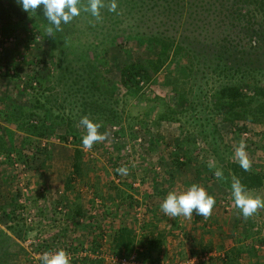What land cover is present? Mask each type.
Segmentation results:
<instances>
[{"label": "rangeland", "instance_id": "374dc122", "mask_svg": "<svg viewBox=\"0 0 264 264\" xmlns=\"http://www.w3.org/2000/svg\"><path fill=\"white\" fill-rule=\"evenodd\" d=\"M137 1L141 6L133 7L135 0H116L117 10L101 8L100 20L81 11L70 23L62 25V32L48 36V22L43 14L30 15L17 2L0 0V139L7 144L5 154H0V264H42L44 252L61 248L70 254L71 264H111L112 257L126 256L104 251L96 241L78 243L76 237L67 238L57 230L68 215L66 204L54 207V219L50 222L44 211L39 222L31 223L30 208L36 205L31 200L36 199L34 194L39 190L34 180H44L43 187L48 184L59 192L57 189L69 184L90 186L106 172L105 186L112 192L122 191L137 202L150 197L155 210L160 197L148 195L151 193L148 184L154 180L167 182L173 175L171 168L176 156L184 166L175 169L176 183L181 182L183 188L192 181L211 183L209 188L217 192L215 199L219 204L216 202L213 209L215 218L202 221L206 231L211 226L213 242L204 241V227V232L198 235L202 241L197 246L191 241L193 249L188 251L184 246L176 258L167 254L166 260L173 261H167L168 264H222L226 252L232 249L243 250L240 256L235 255L237 264H264V209L245 219L235 206L231 189L234 177L243 178L244 170L235 158V149L243 139L252 162L247 172L263 181L261 188L248 191L264 198V119L249 114L230 123L217 113L218 93L230 79L221 76L224 67L217 68L212 56L217 52L228 55L226 50L237 47L235 57H246L253 50L250 42L254 40L247 29L256 31L259 26L229 22L232 10L240 7L239 0H200V10L194 12L190 7L168 19L162 15L163 9L160 13V8L150 5L153 11L146 13L144 2ZM110 2L104 0L106 5ZM138 36L168 43V56L163 58L162 67L153 65L161 57L159 47L151 44L142 48L135 39ZM113 37L119 38L117 46L111 43ZM203 41L208 47H203L205 44L200 43ZM193 51L199 59L191 57ZM259 53L263 62L264 53ZM131 62L143 65L146 62L153 79L128 93L121 85L120 68ZM59 67L72 71L71 81L79 89L76 93L75 88L65 84L66 80L59 81ZM91 79H95L99 88L87 92L83 88ZM242 94L252 97L254 91L244 89ZM101 95L104 97L99 101L106 100L121 120L116 125L98 122L102 124L99 131L109 133L108 138L85 149L82 136L86 130L79 126V121L85 115L94 122L100 119L102 114L92 100ZM182 98L186 100L184 107ZM36 99L43 108H35ZM23 112L44 118L52 114L45 126L35 118L28 121L29 126L48 130L46 137L27 135L26 127L21 125ZM76 150L81 152V174L74 168ZM209 161L214 168H209ZM121 166H127V175L117 172ZM217 168L223 170L225 179L217 180L214 175ZM85 171L87 177L83 176ZM22 186L28 189L27 194ZM65 194L68 195V190ZM60 196L57 193L52 197ZM139 203L135 206L141 216L149 207L145 202L142 207ZM73 214L77 216L75 210ZM226 215L231 221L225 220ZM160 224L169 225L168 228L172 225L165 221ZM78 225V221L73 222L70 232ZM80 225L85 223L81 221ZM47 227L52 233H45ZM143 230L139 228L141 239L135 237L138 242L132 253L139 264L141 259H148L142 249ZM101 239L105 243V238ZM186 240L190 242L188 237Z\"/></svg>", "mask_w": 264, "mask_h": 264}, {"label": "trees", "instance_id": "16d2710c", "mask_svg": "<svg viewBox=\"0 0 264 264\" xmlns=\"http://www.w3.org/2000/svg\"><path fill=\"white\" fill-rule=\"evenodd\" d=\"M7 1L16 2V0H7ZM139 1L144 2V7L145 6L147 7V9L144 8L145 9L144 11H146V13L147 11L148 13L153 11V9L150 8V5H152V7L160 8L161 9L160 13L162 12L163 9L162 15L166 19L170 18L171 15L176 14L178 11L183 12L191 7V9H193V11L195 12L196 10H200L202 7V6L199 7V5L201 4L200 0H139ZM224 1H229V0H224ZM163 4L165 5L164 8H163ZM239 4L240 7L237 10L236 9L232 10V15L230 17L229 22L232 21V24H240V22L242 23L244 22L245 24H256V25L258 24L259 30L256 31L254 30L255 32L250 28L247 29V31L252 32L251 36L253 37L252 39H254L253 41H255V44H253V41L250 42V44H252L251 45V48L253 49L252 52L248 53L246 57L242 56L236 58L234 53L235 51H237V47H234L233 49L229 48L228 50H226V52L229 53L228 55H225L222 52H217L216 54L212 55L213 58L216 60V63H218L217 68H220L221 65H223L224 67V71L222 72L221 76L228 77L226 78V80L230 79L226 85L221 87V90L217 96L218 98L216 97L217 99L215 104V110L217 111V113L222 114L224 116V119L230 123H233L232 121L236 119H245V116L247 117L249 114L257 115L261 121L264 119V82L261 81L262 78L264 79V61L262 62L260 60L261 57L263 56L259 53V52L264 53V31H263L264 0H239ZM137 6H141V5H139L138 1L135 0L133 7H137ZM221 8H224V6H221ZM35 14L37 17H39V15L43 14V12L38 10V12ZM197 14L198 13H196V15ZM217 15L220 16L221 18V13L219 12L218 7H217ZM159 16L160 14L158 13L157 17ZM248 35L250 36L249 33ZM141 36H138L135 39L137 40V43L142 44L141 46L142 48L143 47L146 48L148 45L151 44L157 45L159 47L161 57L156 62H153V65L155 64V67H162L164 64L163 58L165 56H168V52H167L168 43H166L164 40L156 41L153 39V41H151L149 38L145 36L143 37ZM118 39L119 38L117 37L112 38L111 43L113 46H117L116 43ZM200 43H202L203 45L205 44L203 46L205 48L208 47L209 45V44L207 45L205 41ZM247 47L248 46H244V48ZM201 50L203 52L204 48H201ZM194 51L192 52V56L189 54L188 55L191 56L192 58L199 59V55L195 54ZM230 51H234V52H230ZM234 57L235 59H233ZM146 66H147L146 62L144 63V65L142 63L140 64V63L131 62L129 64H126L125 66L123 65L120 68L121 85L125 87L128 93L134 91L136 88H139L142 83L150 84L152 82L153 78L146 69ZM58 69H60L59 81L64 82L66 80L65 84H68L69 86H71V88H75V84L71 81L72 79L71 76L73 75L72 71H69L64 68L62 69V67H59ZM81 79L84 78L81 77ZM234 80H237L239 82L236 84H229ZM95 87L96 89H98L99 85L96 83L95 79H91L89 80V85L85 86L83 90L89 92L91 89H94ZM75 89H76L75 91L76 93L79 89L77 88ZM244 89H248L249 91H254L253 96L252 97L243 96L242 92L244 91ZM108 92L106 93L110 94ZM79 93H81V91ZM106 93L103 94L105 95ZM103 97L104 96L101 95L99 97L93 98L92 100L96 105V109L99 110V114H102L100 119L95 120V122L98 123L101 121L107 125L119 124L118 122L121 120L119 114H117L113 109L109 107V103L105 102L106 100L99 101V98H103ZM55 99H57V97H55ZM37 102L38 101L36 99V103ZM185 105H186V100L182 98L181 106L184 107ZM39 107L43 108L44 105H42L41 102H39L37 103V105H35V108H39ZM20 117L22 121L21 125L26 127L25 131L27 132V135L35 136V137L41 135L42 137H46V134H48L47 133L48 130L46 131L44 128L37 129V127L29 126L28 121L30 119L35 118L37 121H39L40 124L45 126V124H47L46 122L49 121L52 117L51 113L47 115V118L49 119L44 118L40 115H35L33 112L31 114H26L23 112ZM27 118L28 120H26ZM63 140H66V138H63ZM6 145L7 144H5L4 140L0 139L1 155L5 154L7 149ZM80 160H81V152L76 150L74 168L76 173L78 174L82 173L80 168L81 167ZM9 161L14 163V161H12L11 158ZM174 164L173 167L171 168V170H173L172 171L173 175L171 178L167 180V182L171 187L176 183L175 169L177 170L178 168L177 166H180L181 168L184 167L182 164H180L178 156H176ZM198 177H199V173H198ZM155 181L156 180H154V182ZM241 182L243 185L246 186L247 190L258 189L261 188L263 185V181L260 178V176L250 175L247 171H243V178ZM167 194L168 192L165 190H160L159 192V195L163 198H165ZM165 235L166 234H161L159 235V237L150 240L149 246L151 251L161 246L162 240L164 239ZM114 248L116 253H118L120 256H122V254L126 256H130L135 249V237L133 236L132 232L128 229L121 230L114 239ZM151 251H149L148 253H144V256H147L146 258H148L149 261H151L150 259V256L152 255ZM241 253H243L242 249L236 251L232 249L227 251L222 264H237V262L234 260L235 255L240 256Z\"/></svg>", "mask_w": 264, "mask_h": 264}, {"label": "crops", "instance_id": "0c3cea01", "mask_svg": "<svg viewBox=\"0 0 264 264\" xmlns=\"http://www.w3.org/2000/svg\"><path fill=\"white\" fill-rule=\"evenodd\" d=\"M105 173L102 174V177L100 178V180H98V182L96 181V183L90 184L91 187L89 185H86L85 183H83L82 187H80L79 184H69L68 186L64 184V186L66 185L67 188L61 187V189H57L58 191L61 190L59 192L55 191L56 189L51 188L48 184L43 187L42 185H44V180L40 182L39 179L35 178L34 181L37 183L36 186L39 190L37 194H34L36 195V199L32 197L31 201L34 200L36 205L42 204L41 206L45 208L46 213H48L47 215L51 217L47 218V220H49L48 222L54 219L52 218V216L54 215V207L60 205V203L66 204L65 206H67L66 210H68V215L61 221V226L60 228L58 227L57 230H60L63 235L67 236V238L74 239L76 237L78 243L86 241L84 245L89 244V242L91 241H96V243L99 244L98 247L100 246V249H106L104 251L109 250V252H116L114 248V239L121 230H130L133 236L138 237L140 240L141 236H138L139 228H144L142 233V237H144L142 243V249L145 251L144 253H148L149 251H151L149 246L150 240L159 237V235L161 234H166L164 239L162 240L161 246L151 251V261H149L148 259H141V264H168L167 261H171V259L166 260L168 258L167 254L172 258H176L178 257V254L182 253L184 246L188 251L190 249H193V246L195 245H192L191 241L196 243V246L198 241H202V238L200 239V237L198 236L199 233L201 234V232L203 231L202 228L205 227L206 231V226L202 224V221L205 223L206 221H212L214 212L207 219L200 218V215H197L194 212L193 218L191 220H188L182 216L180 219H178V217L173 218L168 216L167 218L161 210L160 205L164 198L159 195L160 190L169 192L172 190L179 191L181 188L186 189V187L183 188L184 186H182L181 182L177 181V183H175V185H173L172 187L166 181L150 182L148 184L149 188L151 189V193H149L148 195L154 193L160 197V202L156 205V209L154 210L152 209V203L149 196V199H139V203L137 202L136 198H133L132 196L126 194L123 195L122 191L116 190L118 191L117 193L115 191L112 192L110 190V187L107 188L105 186V184L107 183L106 181L104 182ZM87 174L88 171H85L83 176L87 177ZM63 179H65L64 182H66V178ZM193 183H198L205 187L210 195H213L214 197L218 196L216 194L217 192H211V188H209V186H212L211 183H206L203 180L198 182L192 181L187 186L189 187ZM61 185H63V183ZM94 188L96 190H94ZM67 190L69 196L65 194L67 193ZM57 193L62 194V196H60V198H53L52 196ZM30 194L32 193L30 192ZM143 202H145L149 209H147L144 215L140 214L141 216H139L138 211L136 210V208L139 209V207H136L135 205L139 203V205L142 207ZM216 202H218V205L219 200ZM74 210L77 212V216L73 214ZM224 217L225 220L231 221V219H229L230 217H227V215ZM217 218L219 217L217 216ZM166 219H168V221H166ZM70 220L72 222H70ZM39 221L40 220H38L37 222ZM75 221H78L79 225L78 227L73 228V232H70L72 227L71 225H73V222ZM81 221H83L85 225H80ZM162 221H165L166 224L172 223V225H170L171 228H168L169 225L163 227L160 224ZM190 221L193 222L192 225L188 224L191 223ZM178 224L180 225L179 230ZM237 225L239 226V223ZM237 225L235 226L237 227ZM208 227L209 230L206 231L205 235L203 236L205 237V240H203L205 242L212 243L214 234H212V229L210 228L211 226ZM45 233H52V231H50V229L47 227ZM227 236L228 235H226V237ZM103 237L105 238V243L102 242L101 238ZM186 237L190 239V242L186 240ZM91 238H93V240H90ZM137 242L138 240L136 239L135 244H137ZM174 244H176L177 247L173 246ZM229 246L230 245L226 246L225 248L228 249Z\"/></svg>", "mask_w": 264, "mask_h": 264}, {"label": "clouds", "instance_id": "9594fccd", "mask_svg": "<svg viewBox=\"0 0 264 264\" xmlns=\"http://www.w3.org/2000/svg\"><path fill=\"white\" fill-rule=\"evenodd\" d=\"M22 10L29 13H37L42 10L43 16L48 22L46 32L48 36H55V33L63 31V24L70 23L75 17H78L81 11L90 12L97 20L102 19L100 9L108 7V10L115 12L117 10L116 0H111L105 4L104 0H16ZM255 44V41H253ZM79 126L86 130L82 136V145L85 149H91L94 144L105 141L109 133H101L99 129L101 123L94 122L89 116H83L79 121ZM235 158L244 171H250L252 162L246 151V143L241 139L239 146L235 149ZM135 165H133L134 167ZM209 168L215 165L209 161ZM127 166H121L117 169L121 175L128 174ZM217 180L225 179L222 169L217 168L214 172ZM232 197L235 206L242 212L245 219L255 215L260 209H264V198L258 195H252L246 186L242 184L239 178L234 177L231 183ZM216 199L210 195L205 187L198 183H193L184 190L169 191L163 199L160 207L162 212L169 217H184L191 220L193 213L209 218L212 213ZM42 264H71L70 254L63 248L54 251H46L42 254Z\"/></svg>", "mask_w": 264, "mask_h": 264}, {"label": "built area", "instance_id": "2783aa9c", "mask_svg": "<svg viewBox=\"0 0 264 264\" xmlns=\"http://www.w3.org/2000/svg\"><path fill=\"white\" fill-rule=\"evenodd\" d=\"M22 188L25 189L24 192H25V194H27L28 189L26 187H23V186H22ZM29 204L31 206V203H29ZM41 205L42 204H38L37 206H31V208H30L31 211L29 212V218H28L31 223L34 221L40 220V218L43 216L42 213L45 210H43L41 208ZM35 210H36V212H35ZM24 217H26V216L24 215ZM206 254H205V256H206ZM111 264H139V261L137 260V256L132 254L130 256H124V257H112L111 258Z\"/></svg>", "mask_w": 264, "mask_h": 264}]
</instances>
